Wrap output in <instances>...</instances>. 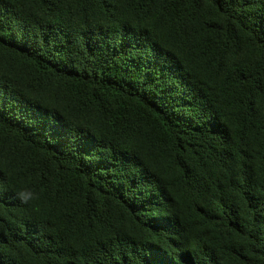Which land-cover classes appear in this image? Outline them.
Listing matches in <instances>:
<instances>
[{
    "label": "trees",
    "instance_id": "trees-1",
    "mask_svg": "<svg viewBox=\"0 0 264 264\" xmlns=\"http://www.w3.org/2000/svg\"><path fill=\"white\" fill-rule=\"evenodd\" d=\"M0 264H264V0H0Z\"/></svg>",
    "mask_w": 264,
    "mask_h": 264
},
{
    "label": "clouds",
    "instance_id": "clouds-1",
    "mask_svg": "<svg viewBox=\"0 0 264 264\" xmlns=\"http://www.w3.org/2000/svg\"><path fill=\"white\" fill-rule=\"evenodd\" d=\"M19 195H20V197L23 199V200H25V201H27L29 198H30V196H31V193H19Z\"/></svg>",
    "mask_w": 264,
    "mask_h": 264
}]
</instances>
